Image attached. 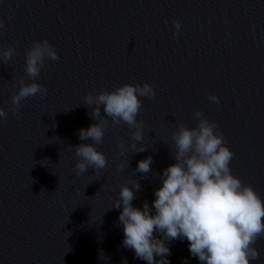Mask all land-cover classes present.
Segmentation results:
<instances>
[{"label": "water", "instance_id": "95a60500", "mask_svg": "<svg viewBox=\"0 0 264 264\" xmlns=\"http://www.w3.org/2000/svg\"><path fill=\"white\" fill-rule=\"evenodd\" d=\"M0 20V264H147L123 244L121 188L151 205L176 162L175 136L201 121L264 197V0H0ZM37 43L56 58L45 52L32 76ZM32 84L40 90L15 102ZM125 85L152 88L137 92L134 124L99 101ZM91 125L100 142L81 138ZM82 144L106 165L80 171ZM168 243L171 264H201L186 239ZM253 246L250 264H264V235Z\"/></svg>", "mask_w": 264, "mask_h": 264}, {"label": "clouds", "instance_id": "9594fccd", "mask_svg": "<svg viewBox=\"0 0 264 264\" xmlns=\"http://www.w3.org/2000/svg\"><path fill=\"white\" fill-rule=\"evenodd\" d=\"M174 23L178 34L181 22ZM4 27V21L0 20V28ZM45 52L56 58L50 46L42 47L39 43L28 53L30 75L38 74V63ZM5 55L10 56L11 52ZM39 90L37 84L24 86L14 101L18 103ZM137 92L150 94L152 88L125 85L101 94L99 101L109 115L134 124L140 108ZM209 99L219 103L220 98L212 94ZM3 114L0 109V115ZM214 128L207 121H201L199 130L181 128L175 136L176 162L161 173V184L154 191L151 205L145 201L142 207L134 206L133 189L121 188L116 207L122 206L119 220L123 224V244L147 264H171L168 242L174 239H186L191 255L201 264H250L259 256L253 245L264 235V197L232 173L230 161L234 153L223 134H217ZM80 136L100 142L103 129L91 125L81 129ZM136 137L141 138L139 132ZM76 151L87 162L78 163L80 171L89 164L97 168L106 165L105 156L92 144L79 145ZM151 162V157L139 161L138 170L149 172ZM134 187L139 189V183Z\"/></svg>", "mask_w": 264, "mask_h": 264}]
</instances>
